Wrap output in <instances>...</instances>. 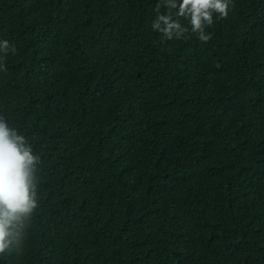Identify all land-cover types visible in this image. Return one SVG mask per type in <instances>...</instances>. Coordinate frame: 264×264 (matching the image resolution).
I'll return each mask as SVG.
<instances>
[{"label":"trees","instance_id":"trees-1","mask_svg":"<svg viewBox=\"0 0 264 264\" xmlns=\"http://www.w3.org/2000/svg\"><path fill=\"white\" fill-rule=\"evenodd\" d=\"M159 2L0 0V116L41 157L0 264H264V0L207 42Z\"/></svg>","mask_w":264,"mask_h":264},{"label":"clouds","instance_id":"clouds-1","mask_svg":"<svg viewBox=\"0 0 264 264\" xmlns=\"http://www.w3.org/2000/svg\"><path fill=\"white\" fill-rule=\"evenodd\" d=\"M230 4L231 0H160L151 27L166 40H180L189 32L179 20L183 17L190 31L207 42L211 35L205 33L206 27L213 24L214 15L227 17ZM161 6L166 9L164 13L160 12ZM7 48V41L0 43V51ZM40 162L41 157L33 154L26 136L0 116V253L18 240L19 228L37 207L36 165Z\"/></svg>","mask_w":264,"mask_h":264}]
</instances>
